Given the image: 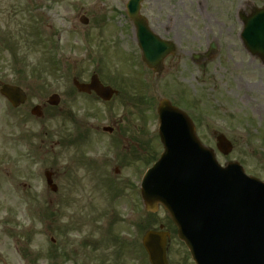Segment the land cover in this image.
<instances>
[{"label": "rangeland", "instance_id": "1", "mask_svg": "<svg viewBox=\"0 0 264 264\" xmlns=\"http://www.w3.org/2000/svg\"><path fill=\"white\" fill-rule=\"evenodd\" d=\"M127 1L0 0V85L19 84L28 90L30 100L44 104L42 120L17 128H23L29 140L36 133L32 141L41 144L43 157L38 156L33 170L40 176L33 182L37 187L26 192L33 197L18 191L14 202H0V229H8L0 232V253L8 264L20 241L27 251L21 264H99L111 253H124V264H133L137 253L125 250L137 238L131 229L137 228L142 238L146 230L161 224L170 233L171 262L194 264L167 212L161 207L151 216L137 197L149 166L143 155L148 148L151 154L161 149L153 134L158 127L155 109L163 97L195 111L203 108L206 116H197L196 123L204 144L216 150L215 129L234 144L227 156L216 151L218 161L222 165L239 161L247 174L264 181V66L247 53L239 37V12L262 7L264 0H200L201 7L197 0H145L141 12L152 30L173 40L180 54L173 58L177 62L172 68L171 59L165 61L158 77L142 62ZM82 15L89 24L80 22ZM207 36L216 39L220 52L200 71L189 52L199 50ZM241 72L247 74L245 88L234 81ZM93 73L121 90L122 97L103 103L72 93L74 77L87 82ZM52 93L61 96L57 107L47 104ZM0 109H5L2 103ZM103 127L113 128V133ZM12 128L11 120L0 118V151L6 155L2 141L17 132ZM68 134L74 143L64 146ZM60 138L53 153L52 144ZM53 162L60 174L57 195L44 176ZM23 169L30 173L29 161ZM1 185L0 196H16L5 181ZM64 229L70 233L69 250H76L75 263L53 257L52 238ZM86 239L99 243L98 248L82 246Z\"/></svg>", "mask_w": 264, "mask_h": 264}, {"label": "water", "instance_id": "2", "mask_svg": "<svg viewBox=\"0 0 264 264\" xmlns=\"http://www.w3.org/2000/svg\"><path fill=\"white\" fill-rule=\"evenodd\" d=\"M141 1H129V15L137 28L144 60L158 71L174 45L151 32L146 19L139 15ZM241 18L245 23L242 38L246 47L264 61V7L253 8L250 15L242 14ZM75 85L80 91L95 90L106 100L114 93L97 76L92 77L90 84L75 80ZM1 92L15 106L26 99L18 87L4 85ZM59 101L53 95L49 103L57 105ZM170 107L167 100L161 101V135L166 151L143 183L149 210L156 211L159 204L168 210L179 227V237L185 240L199 264H264V184L243 176L237 166L220 169L213 151L209 153L201 146L187 151L182 143L174 142L176 149L170 148L167 124L174 121ZM187 122L195 136L192 123ZM218 141L222 152L231 150L224 136H219ZM52 188L56 190L53 185ZM143 242L153 264H168L165 233L149 232Z\"/></svg>", "mask_w": 264, "mask_h": 264}, {"label": "flooded vegetation", "instance_id": "3", "mask_svg": "<svg viewBox=\"0 0 264 264\" xmlns=\"http://www.w3.org/2000/svg\"><path fill=\"white\" fill-rule=\"evenodd\" d=\"M171 1V0H169ZM198 1V7L202 6V2L200 0ZM170 5V4H169ZM202 30V27H201ZM205 45L204 47L202 46L199 51L197 52H189L190 54V60L192 63L197 64L199 67V70H203L202 65H207L208 63L212 62L215 58L216 53L220 52V45L216 41L214 37H209L207 36L206 41L202 43ZM212 45H215V49H212ZM219 54V53H218ZM180 54H176L178 57ZM175 56V57H176ZM174 58V57H173ZM173 58L171 59V63L168 64V68H172L173 64H176L175 61H173ZM216 72V70L214 71ZM247 74L245 72H241V74L238 75V78L234 81L237 82V86L240 88H244V86L248 85V80L246 78ZM90 96H93L94 98H97V96L94 93L89 94ZM119 96V93L117 94ZM8 104V109L9 112L11 113V116H15L17 120L23 121L24 123L27 122L28 120L34 123H37L38 119L32 115L33 108L35 106L32 101H26L25 104L15 108L12 107L7 100H5ZM178 106L185 111L186 113L190 109L192 115L195 117H199L200 111L194 110L193 107H189L186 105V103H178ZM16 129V127H15ZM118 129V127H117ZM3 144L7 146V155L6 154H0V192L2 189V181L6 182V187L10 189H19L21 188L24 193L27 191L28 188H36L37 185L35 186L33 184L34 181H36V176L30 171V173H27L25 169H23V164L26 167L27 165V149H26V143H27V134L24 131L20 132H12L7 136L3 141ZM54 146L57 147L60 145V141H54ZM54 150V149H53ZM11 152L12 156L9 154ZM36 152V150H35ZM31 153V162H32V167L37 165L38 163V156L37 152ZM14 168V171L11 169ZM18 172H22L23 177L21 179H18ZM2 173L7 177L6 180H3ZM53 178L55 180L60 179V174H59V169H56V171H53ZM37 182V181H36ZM14 196H0V202H14ZM3 231L5 233H8V229H0V232ZM69 242V238L67 235H64V237H61L58 235L57 239L54 240V243L57 244L58 246L66 245ZM123 256L119 255L116 253V255H113L112 253L110 254L109 257L105 256L101 261L103 263H108L110 264H124L125 260L122 259ZM6 258L3 253H0V264H8L6 262ZM69 261H73V259H69ZM21 263V256H20V251L16 250V254L14 255V260L12 264H20ZM74 263V262H73Z\"/></svg>", "mask_w": 264, "mask_h": 264}]
</instances>
